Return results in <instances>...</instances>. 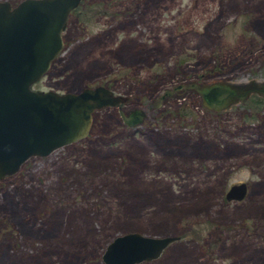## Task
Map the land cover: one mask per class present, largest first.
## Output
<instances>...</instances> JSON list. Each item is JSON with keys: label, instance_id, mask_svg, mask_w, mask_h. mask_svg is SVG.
Returning <instances> with one entry per match:
<instances>
[{"label": "rangeland", "instance_id": "obj_1", "mask_svg": "<svg viewBox=\"0 0 264 264\" xmlns=\"http://www.w3.org/2000/svg\"><path fill=\"white\" fill-rule=\"evenodd\" d=\"M63 39L33 88L127 99L0 178V264H104L128 231L178 236L137 264H264V98L215 110L187 86L157 103L178 84L264 80V0H81ZM136 106L143 122L124 124ZM239 181L245 197L225 199Z\"/></svg>", "mask_w": 264, "mask_h": 264}, {"label": "water", "instance_id": "obj_2", "mask_svg": "<svg viewBox=\"0 0 264 264\" xmlns=\"http://www.w3.org/2000/svg\"><path fill=\"white\" fill-rule=\"evenodd\" d=\"M81 0H19L11 5L0 1V178L20 170L32 156H45L56 148L87 135L96 109L119 106L127 97L99 84L77 91L58 92L33 88L64 49L63 31L72 9ZM197 86L206 107L221 110L253 92L263 94L264 80L235 83L227 80ZM178 84L164 90L157 103ZM128 126L139 125L146 110H121ZM225 199L245 197L247 183L233 182ZM175 235H147L138 231L117 234L108 241L100 257L104 264H137L159 257Z\"/></svg>", "mask_w": 264, "mask_h": 264}, {"label": "flooded vegetation", "instance_id": "obj_3", "mask_svg": "<svg viewBox=\"0 0 264 264\" xmlns=\"http://www.w3.org/2000/svg\"><path fill=\"white\" fill-rule=\"evenodd\" d=\"M11 3V2H10ZM17 3V2H16ZM16 3H11V5H14V4H16ZM71 14V13H70ZM198 84V83H197ZM202 84V83H201ZM200 84V85H201ZM187 86H188V84H187ZM192 87V86H191ZM196 87L197 86H193V88H195L196 89ZM186 88V87H185ZM196 91H197V93L199 94V92H198V90L196 89ZM199 96L201 97V95L199 94ZM261 97H263L262 95H260ZM203 98V97H202ZM202 98H201V100H202ZM264 98V97H263ZM158 100H160L159 98H158ZM157 100V101H158ZM203 103V102H202ZM119 107H120V104H119ZM136 107H140V106H136ZM122 110V109H121ZM125 113H128V112H125ZM122 121H123V119H122ZM124 122V121H123ZM124 124H126L125 122H124ZM127 125V124H126Z\"/></svg>", "mask_w": 264, "mask_h": 264}, {"label": "trees", "instance_id": "obj_4", "mask_svg": "<svg viewBox=\"0 0 264 264\" xmlns=\"http://www.w3.org/2000/svg\"><path fill=\"white\" fill-rule=\"evenodd\" d=\"M0 251H1V250H0ZM1 259H2V258H1ZM2 261H6V259H5V260L2 259Z\"/></svg>", "mask_w": 264, "mask_h": 264}]
</instances>
